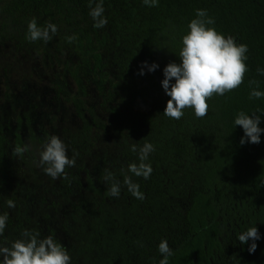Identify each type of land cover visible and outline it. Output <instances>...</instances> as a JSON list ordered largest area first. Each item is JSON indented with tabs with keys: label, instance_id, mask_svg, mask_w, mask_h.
<instances>
[{
	"label": "trees",
	"instance_id": "1",
	"mask_svg": "<svg viewBox=\"0 0 264 264\" xmlns=\"http://www.w3.org/2000/svg\"><path fill=\"white\" fill-rule=\"evenodd\" d=\"M112 2L117 6L114 25L120 35L125 32L135 42L117 58L111 160L86 161L97 142L94 131L99 122L90 107L86 111L91 124L83 123L69 142L83 175L70 171L78 166L68 167L56 198L73 224L75 256L82 264H159L163 256L158 245L167 240L173 250L168 264H264V132L259 144L242 145L243 129L234 123L244 112L260 116L259 127L264 129V96H251L253 89L264 92V75L257 71L264 70V0H158L151 7L143 0ZM198 9L214 19L218 32L247 45L248 71L238 88L208 100L205 117L197 118L192 108H186L175 120L163 114L170 99L161 86L163 69L170 62L180 63L181 40ZM74 14L66 0H0V39L15 41L17 49H36L43 41L27 39L28 22L36 18L41 27L55 24L73 54L84 64L87 57L91 60L89 75L102 94L104 83L110 81L100 54L104 41L90 48L84 22ZM122 20L127 23L121 29ZM131 25L133 30L127 28ZM73 35L76 39L68 43L66 38ZM138 53L143 54L142 62L159 67L149 72L138 64ZM71 75L77 102L83 106L81 80L75 70ZM12 134L8 148L0 130V190L10 171L8 162L15 149L23 147L20 135ZM145 143L155 149L145 161L152 168L148 179L128 171L130 163L139 164V148ZM133 144L136 152L131 151ZM105 170L120 182L119 197L108 195L112 181L105 182ZM125 175L139 185L143 200L128 191ZM250 227L260 234L253 253L248 251L251 239L244 244L238 240Z\"/></svg>",
	"mask_w": 264,
	"mask_h": 264
},
{
	"label": "rangeland",
	"instance_id": "2",
	"mask_svg": "<svg viewBox=\"0 0 264 264\" xmlns=\"http://www.w3.org/2000/svg\"><path fill=\"white\" fill-rule=\"evenodd\" d=\"M66 1L76 12L73 17L84 22L82 30L89 40V47H95L100 39L104 41L100 54L110 81L104 83L103 95L99 94L89 75L91 60L87 57L84 64L75 56L63 42L62 32H57L50 42H43L36 49H17L15 41L10 43L0 39V130L8 148L12 147L14 131L20 135L22 146H29V151L20 156L15 153L7 165L10 171L0 190V215L3 207L9 218L0 243L10 246L11 242L21 238L24 230L38 231L40 238L52 235L64 245L71 264H82L75 256L73 224L63 214L64 206L56 198L62 178L52 179L44 172L39 164V153L50 136H58L67 146L69 158L75 156L73 168L78 167L70 171L78 170L82 177L80 158L71 152L69 142L83 123L91 124L86 111L90 107L99 122L94 131L97 142L86 161L99 164L111 160L116 143L115 132L110 128L113 120L110 109L114 107L111 97L119 70L117 58L127 54L124 48H132L135 40L125 32L120 35L114 25L113 14L117 6L112 0H103V15L108 22L102 28L94 27L95 22L89 15L99 0ZM124 22L127 20L119 22L121 29ZM127 28L133 30L132 25ZM139 39L141 37L137 42ZM138 57V64H141L143 54L138 53ZM73 70L83 87V106L77 102L79 94L72 80ZM107 96L110 101L105 100ZM29 131L33 133L32 138H29ZM9 199L14 201V208L8 207Z\"/></svg>",
	"mask_w": 264,
	"mask_h": 264
},
{
	"label": "clouds",
	"instance_id": "3",
	"mask_svg": "<svg viewBox=\"0 0 264 264\" xmlns=\"http://www.w3.org/2000/svg\"><path fill=\"white\" fill-rule=\"evenodd\" d=\"M149 7L156 6L158 0H143ZM103 0H99L96 6L90 10L89 15L93 19L94 27L102 28L107 25L104 14ZM214 19L209 17L207 11L198 9L196 18L188 24V32L182 37V48L179 51L180 63L170 62L163 69L161 86L165 94L170 97L166 102L163 114L169 118L179 120L184 115L186 108H192L197 118H203L208 114V100L213 95L223 96L238 88L244 81L248 71L245 61L248 47L245 44H237L232 36H225L218 32L214 25ZM58 28L55 24L48 23L46 27L38 26L36 18H32L27 24V39L29 41L50 42ZM76 39L75 35L67 37L68 43ZM149 72L155 71L159 66L142 62ZM264 75V70L258 69ZM141 75L144 73L141 71ZM174 81V83H172ZM256 83V81H251ZM251 96L260 98L264 92L253 89ZM260 116H249L240 112L235 118V125L243 129L244 136L240 143H260L261 132L259 127ZM154 146L145 143L139 148V164L130 163L128 171L137 177L148 179L152 168L145 163ZM29 151V146L17 147L15 153L20 155ZM131 151L136 152L137 146L133 144ZM39 164L44 172L52 179L63 177L67 179L65 169L75 166V156L69 158L67 146L55 135L48 138L39 153ZM106 171L105 182L112 181L108 195L119 197L121 185L111 172ZM124 185L133 197L143 200L144 195L139 191V185L134 183L130 176H124ZM9 208H14L15 203L11 199L7 201ZM7 213L0 215V236H3L8 220ZM260 234L256 227H250L238 236L241 244L253 241L248 247L249 253L256 250V240ZM158 251L163 256L159 264H168V258L173 255L167 240H161ZM0 264H71V257L67 248L58 242L52 235L40 238L38 231L24 230L21 238L11 242L10 246L0 243Z\"/></svg>",
	"mask_w": 264,
	"mask_h": 264
}]
</instances>
